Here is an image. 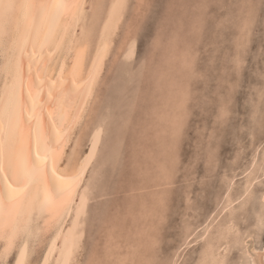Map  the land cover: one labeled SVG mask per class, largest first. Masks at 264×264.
<instances>
[{
  "label": "rangeland",
  "instance_id": "1",
  "mask_svg": "<svg viewBox=\"0 0 264 264\" xmlns=\"http://www.w3.org/2000/svg\"><path fill=\"white\" fill-rule=\"evenodd\" d=\"M129 2L76 129L84 145L106 121L78 264H202L209 243L223 264L264 259V0Z\"/></svg>",
  "mask_w": 264,
  "mask_h": 264
},
{
  "label": "bare ground",
  "instance_id": "2",
  "mask_svg": "<svg viewBox=\"0 0 264 264\" xmlns=\"http://www.w3.org/2000/svg\"><path fill=\"white\" fill-rule=\"evenodd\" d=\"M129 1L94 0L90 12L86 9L87 0H11L14 8H0V140L6 156L10 155L14 162L17 179L13 187L18 189L9 199V194L0 188V216L4 221L0 264H7L11 255V264L18 260L20 264H78L89 202L85 178L98 161L106 121L103 118L95 122L84 145L83 135L76 134V129L82 123L86 127L85 117ZM9 2L3 0L5 4ZM77 4L79 9L73 6ZM134 42H127L124 57L128 61L135 56ZM37 157L40 170L34 173L33 160ZM142 242L137 246L144 247ZM35 246L42 247V254L33 263ZM213 249L209 243L198 261L202 258V264H223L224 259L214 255ZM261 257L254 264H260ZM148 259L144 257L143 263Z\"/></svg>",
  "mask_w": 264,
  "mask_h": 264
},
{
  "label": "snow or ice",
  "instance_id": "3",
  "mask_svg": "<svg viewBox=\"0 0 264 264\" xmlns=\"http://www.w3.org/2000/svg\"><path fill=\"white\" fill-rule=\"evenodd\" d=\"M16 5L10 2L5 4L3 0H0V8L2 9H12ZM77 9H79L80 5H73ZM122 6V5H121ZM43 7V5H41ZM115 7V6H114ZM39 159L37 157L33 160V172H38L40 170L39 164L36 162ZM46 168V165H45ZM17 179V171L14 165V162L10 155L6 156L5 147L3 140H0V188H3L5 192L9 194L8 198L11 199V193L17 191L18 189L13 187L14 182ZM78 179V177L76 178ZM2 198V197H0ZM4 228V221L2 216H0V231ZM27 231V230H26ZM15 234V229L13 230ZM17 264H20V261H17ZM260 264H264V259L260 261Z\"/></svg>",
  "mask_w": 264,
  "mask_h": 264
}]
</instances>
